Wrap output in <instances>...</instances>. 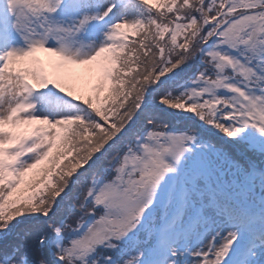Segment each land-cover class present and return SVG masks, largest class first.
<instances>
[{
	"label": "snow or ice",
	"instance_id": "6c2138e0",
	"mask_svg": "<svg viewBox=\"0 0 264 264\" xmlns=\"http://www.w3.org/2000/svg\"><path fill=\"white\" fill-rule=\"evenodd\" d=\"M0 264H264V0H0Z\"/></svg>",
	"mask_w": 264,
	"mask_h": 264
}]
</instances>
